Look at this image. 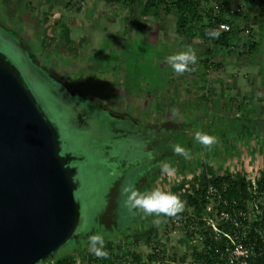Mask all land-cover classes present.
Wrapping results in <instances>:
<instances>
[{"label": "rangeland", "instance_id": "374dc122", "mask_svg": "<svg viewBox=\"0 0 264 264\" xmlns=\"http://www.w3.org/2000/svg\"><path fill=\"white\" fill-rule=\"evenodd\" d=\"M147 1L151 0H134L133 3L128 0L123 5L116 3L102 8L104 5L101 3L105 0L100 4L90 0H0V51L19 70L25 86L58 128L61 139L67 143L64 151L83 157L75 176L78 187L74 196L80 206L78 231L86 236V240L81 241V248L72 235L50 258L38 264H50L55 258L67 255L71 264H107L110 261L114 264H193L197 262V254L207 249L208 244L201 232L208 229L216 237H225L229 243L234 240L232 234L222 227L212 201L206 208L207 217L202 222L201 231L193 225L186 229L171 224L165 216L162 222L153 226L154 214L146 216L126 206L124 189L129 186L141 191L159 187L170 192V188L184 179V191L180 189L175 193L182 205L179 211L194 219L195 212L188 206L186 198L193 191V186L201 184L200 175L244 178L250 185V199L246 200L243 212L250 223L249 228L244 226L243 235L251 231L253 221L262 223L264 192L258 190L257 184L264 180V167L249 161L241 163L249 156L250 144L255 149L262 144L261 137L230 132L231 128L243 123L233 120V112L241 110L242 113L244 108L239 104L241 101H236V106H233L235 101L232 103L229 99V87L223 89L215 102L209 103L208 97L219 92V88L208 91L204 65L198 67L202 75L199 73L195 81L191 75H185L187 89H181L184 87L180 79L168 81L167 77H156L155 71L160 70L164 60L161 56L166 50L161 47L163 52H159V42L155 37L152 39L148 31L147 37L131 32V17L127 15L128 19H125L124 14L125 11L137 16L152 15L155 10L144 11L149 7L146 6ZM218 6L215 0L210 5L200 2V14L208 13L207 7H210L214 10L211 12L213 16L219 11ZM246 7L240 0H231L225 17L232 23L221 24L225 28L219 25L216 31L220 33L232 28L235 36L249 31L246 34L250 37L248 41L254 42L256 30L251 23L264 16V6L253 5L256 9ZM85 8L88 22L81 24L73 15L78 24L68 25L64 36L57 34L62 28L56 22L62 23L76 12L80 15ZM66 14L69 15L66 17ZM170 14L161 11L160 15L163 19H173L174 15ZM109 15L113 17L111 22L106 21ZM59 17L64 18L58 21ZM160 34L155 32L158 40ZM65 38L66 51L63 50ZM235 41L240 43V38ZM198 42L193 52L201 57L206 44L201 40ZM82 53L85 55L84 64L93 62L94 70L101 68L106 73L101 74L100 84L97 83L99 77L92 78L93 73H90L92 87L98 84L95 91L87 92L83 82L77 85L75 80L80 74L77 70L70 75L79 64ZM70 54H73V59L68 57ZM99 54H104V58L100 56V59ZM194 62L197 64L196 60ZM59 63L69 65L63 70ZM240 77L243 79L242 73ZM123 82L127 86L136 85L140 97L120 98L112 85L117 87ZM176 82H181V86ZM242 82L243 85L246 83ZM165 83H169L170 90L163 94L161 90ZM200 88L204 94H199L200 98H192L193 92H202ZM153 89L156 95L149 94ZM195 107L197 111H194ZM161 110H164L162 114L159 113ZM204 110L209 113H202ZM207 115L210 116L208 124L202 120ZM197 133L210 136L211 143L200 142ZM167 145L174 149L179 145L187 157L176 153L172 158L155 161V152H162ZM240 147L243 154L238 151ZM165 161L171 169L166 175L161 173V164ZM195 222L199 223V220L195 219ZM118 227L126 237L120 241L113 239L110 244L108 241L117 235ZM254 232L263 237L264 227L258 224ZM96 233L103 238V245L98 247L106 254L97 255L88 250V236Z\"/></svg>", "mask_w": 264, "mask_h": 264}, {"label": "water", "instance_id": "95a60500", "mask_svg": "<svg viewBox=\"0 0 264 264\" xmlns=\"http://www.w3.org/2000/svg\"><path fill=\"white\" fill-rule=\"evenodd\" d=\"M0 51V264H38L74 234L75 157Z\"/></svg>", "mask_w": 264, "mask_h": 264}, {"label": "crops", "instance_id": "0c3cea01", "mask_svg": "<svg viewBox=\"0 0 264 264\" xmlns=\"http://www.w3.org/2000/svg\"><path fill=\"white\" fill-rule=\"evenodd\" d=\"M91 2L94 1V4L97 2V4H100V2L102 0H90ZM106 2L101 3L104 6L102 8H104L107 5L113 4L116 5V3H120V5H123L121 2H118L117 0H113V3L110 0H105ZM89 2V0H88ZM90 3H88V7H89ZM101 6V5H100ZM98 6V8L100 7ZM93 7H95V5H93ZM121 8H124L123 6H120ZM254 9H256V7H252ZM251 9V7H250ZM83 13L82 14H77V12L75 14H70L71 17H66L67 19L63 20V18L59 17L58 21L63 20V22L58 23L56 22V25H59L62 29L61 32L58 31L57 34H63L66 35L67 34V29H68V25H73V24H78L74 19H73V15L75 16V18H77V21L79 23H84V22H88V18L85 17L84 13L85 10H87V8L83 9ZM126 13V17L127 15H129V17H131L130 20V31L133 32L134 34H140L145 37L146 36V32H149V35L151 36V38L153 39L154 37L157 39V41L160 44V50L159 52H163L161 51L163 48L166 50V53L161 56L164 58L162 65L160 66V70L155 71V75L158 78L159 76H161L162 78L167 77L168 81H172L173 79L176 81H180L182 80V87L181 89H187V85H186V76L185 75H191V77H193L194 81L195 78H197L198 74L201 73V71L198 69V67H200V65L202 64L200 61L208 58L212 63L214 64H218L217 66L211 67L210 69L207 68L206 70H204V75L206 74V78L208 80L207 82V86H208V91L210 90H214V89H218L219 88V92L214 93L213 95H211V97H208V101L209 103H213L216 101L217 97L220 95L221 97V93H223V89L226 87L229 90V95H230V100L235 101V103H233V106H236V101H241L239 102L240 105H242L241 107H243V112L241 113V110L239 111H232L234 113V121H240L243 123H240L239 125H237V127H233L230 129L231 133L234 132H241L244 135H251L254 134L255 136H259L262 139V144H259L256 149L255 146H253L252 144H250V149H249V156L247 158L244 159L243 162H241L242 164H245L246 161L249 163H255L258 166H262L264 167V16L260 17L259 20H255L253 21L254 23H251V26L254 25V28L256 30L255 32V39H254V43H255V49L251 52V53H247L246 49H242V45H247L248 44V37H247V33L248 32H242L235 35H230V43L232 45H234L235 50L231 51V52H227V51H223L222 47H218V46H214L211 45L205 41H203L198 35L191 37L188 36V34L185 33H181L178 31L177 29V21H176V17L175 15L173 16L172 13L170 14V16H173V19H163L161 18V11L159 14L154 15V13L152 15L147 14H139L138 16L135 15L133 12H125ZM137 16V17H136ZM145 16L149 17L146 18ZM141 17V18H140ZM134 20H133V19ZM263 18V19H262ZM90 20H92V17L90 18ZM104 20H106V18H104ZM113 21V17H111L110 15L107 16V20L106 21ZM140 22V24H139ZM239 26L241 27V24H239ZM239 29V28H238ZM239 30L236 29V33H238ZM107 30L104 29V33H106ZM155 32H159L161 33L159 36V40L157 38V36L155 35ZM56 33H53L54 36ZM59 34V35H60ZM253 34V33H252ZM198 36V37H197ZM254 36V35H253ZM239 37L240 38V43H234L236 42L235 39ZM65 40H67L66 38L64 39V46H63V50L66 51L67 49V44L65 42ZM70 40V39H68ZM199 40L202 41V44H206L202 50L201 53V57L199 54H197L196 57V62H194V66H193V62L192 63H188L186 66V70L183 72H175L171 66V63L168 60V57L174 55V54H178L181 52H186V50H191L193 52L194 46L195 44H199L200 42H198ZM172 41H174V43H171ZM197 41V42H196ZM157 42V43H158ZM204 42V43H203ZM172 44H174L172 46ZM62 45V44H61ZM66 45V46H65ZM158 46V45H157ZM162 47V49H161ZM209 50L210 51V55H206L205 51ZM165 52V51H164ZM194 53V52H193ZM205 54V55H203ZM73 54H70L68 57H73ZM75 55V54H74ZM104 56V54H102ZM101 54L98 55V57L101 58L103 57ZM199 55V57H198ZM97 57V58H98ZM100 58V59H101ZM104 58V57H103ZM73 59V58H72ZM84 59H85V55L82 53L81 55H79V64H77L75 66V69L71 72L70 75H73L77 72H79L80 74H78V79H76L75 81H77V85H81V83L83 82V87L84 89L87 90V92L95 91L98 87V84H100L99 80L101 79V74H106L105 71L101 70V68H99L98 70L95 69L94 70V63L92 62L90 65H87L86 63L84 64ZM73 62V60H72ZM69 63V61H68ZM63 70H65L66 66L64 63H59ZM76 64V63H75ZM113 65V63H112ZM229 66V68H228ZM242 66V68H241ZM233 67V68H232ZM114 70V68H112ZM77 70V72H76ZM229 70V71H227ZM125 72V71H124ZM196 72V74H195ZM90 73L93 75L92 78H98L97 81V86L95 85V87L93 86V82L90 81L89 75ZM110 70H108L107 74L109 75ZM242 73V77L243 79L240 77V74ZM69 74V73H68ZM80 75V76H79ZM159 75V76H158ZM196 75V76H195ZM86 76V77H85ZM153 79H155L154 77H152ZM150 78V79H152ZM241 78L244 82H246L244 85L242 84V80L239 79ZM84 79V80H83ZM180 79V80H179ZM242 83H241V82ZM91 82V83H90ZM181 82H179V84L176 82V85L179 87L181 86L180 84ZM135 84V83H134ZM90 85V86H89ZM132 85V84H131ZM125 85V83H121L120 85H118L117 87H114L112 85L113 90H117L119 92V97L123 98H133L135 99L136 97H140V90H136V88H138L136 85ZM148 86L150 85V83L147 84ZM193 85V82H192ZM104 86V85H103ZM153 86V85H151ZM170 85L169 83H165V87L161 90L162 93L164 94L165 91L166 93L168 92ZM82 89V90H84ZM95 89V90H94ZM129 89V90H127ZM199 88H196L195 90H197ZM203 92V88H200ZM81 90V91H82ZM194 90V89H192ZM152 92H149V94H153L156 95V91L155 89L152 90ZM83 92V91H82ZM196 92V93H195ZM193 92V97L192 98H200L199 94H204V92L202 93H197V91ZM182 95V94H181ZM219 98V97H218ZM224 99V96H223ZM215 100V101H214ZM222 104H224L225 102L221 99ZM199 104V103H197ZM193 105V104H192ZM213 105V104H211ZM196 108V107H195ZM204 108V107H203ZM206 109V108H205ZM199 110V109H198ZM208 110V109H207ZM164 110H161L159 113L162 114ZM194 111H197V108L194 109ZM201 111V110H199ZM208 112L206 110H204L202 113ZM231 112V113H232ZM209 113V112H208ZM243 116H245V119H243ZM236 117H238L239 119H237ZM210 116L207 115L206 117H204L203 123L206 122V124H208V121ZM212 121V120H211ZM233 121V122H234ZM184 122V121H183ZM212 124V123H211ZM208 130H210V126L207 125ZM184 132V131H183ZM261 148H263L261 150ZM238 151H241V147L240 150L238 149ZM243 152V150H242ZM242 152H240L241 154H243ZM167 162V161H165ZM168 163V162H167ZM169 164V163H168ZM204 167V166H203ZM208 167V166H207Z\"/></svg>", "mask_w": 264, "mask_h": 264}, {"label": "trees", "instance_id": "16d2710c", "mask_svg": "<svg viewBox=\"0 0 264 264\" xmlns=\"http://www.w3.org/2000/svg\"><path fill=\"white\" fill-rule=\"evenodd\" d=\"M117 1H121V3H123L128 0ZM133 1L134 0H130V3H133ZM213 1L214 0H155L153 2L151 0L150 2H146V6L149 7H147L144 11L148 12L147 10L151 8L155 10L153 11L154 15L159 14L160 11H163L164 14L172 13L176 17L177 29L179 32H186L188 36L191 37L198 35L203 41L214 46L222 47L227 52H231L235 50L234 45L230 43L232 28L220 32L219 35L214 38L205 35L206 29L216 30L221 24L232 23L225 17V14L229 13V10L226 9L228 8L229 3H231V0H215L219 4L217 7L219 11H217V13L213 16H211V12L213 13L214 10L210 7H207L208 13L204 15L200 14L199 3L203 2L207 5H210ZM240 2L242 6H247L249 9L250 7L252 8L253 5H258L260 7L264 6V0H240ZM244 48L246 49L247 53H251L255 49V43L248 42L247 45H242V49ZM205 54L210 55V51L206 50ZM200 62L202 63L201 65L206 67V69H210L211 67L218 65L212 63L208 58H205ZM155 153L156 161L163 158H172L177 152L174 148H171L170 145H167L164 149H162V152L157 151ZM200 177L201 184L197 187L193 186V191L188 194L186 198L188 206L193 209L196 217L193 219V217H187L185 212L177 211L171 216L162 215L158 223L162 222L166 217V220H169L171 224L175 225V222H180L181 227L183 226L186 229L193 225L198 231H201V227L204 224L202 222L205 220L204 218L207 217L206 208L210 205L211 201L215 204L214 208L216 209L217 217L219 216V212L221 210H225L229 214H233L236 210H245L246 200L250 199L248 188L250 185L244 178L231 177L228 175L212 177L204 174L200 175ZM185 183L186 181L183 179L177 183L175 187L170 188V192L176 193L180 189H183L184 191ZM209 185H213L219 190V194L222 198L221 201H217L207 194V187ZM257 185L258 190L264 192V180L258 181ZM223 187L224 190H222ZM223 200H225L227 204H224ZM231 201L235 202V206L231 205ZM195 219L199 220V223L195 222ZM261 219L262 223H259V221L257 222L256 220L251 223L252 229L247 233L246 236L243 235V229L244 226L248 227L250 223L248 217L241 219V226L239 227H236L229 222L222 221V227H225L233 237L237 236L240 243L244 247L250 249L251 255L245 260V264H264V236L260 237L254 232L258 224H261L264 227V212L261 216ZM158 223L155 222V220H152L153 226ZM78 225L73 235L77 239L78 243H80V247L82 248L83 243L81 241L86 240V236L82 235V233L78 231ZM149 231H151V229H149ZM201 233L204 234V242L208 245H206L207 249H204L197 254L195 259L197 262H200L201 264H233L228 260L227 257H222L225 248H232V244L229 243L225 237H216V234L213 231H209L208 229ZM125 237L126 234L124 231L118 227L117 235L111 237L108 242L111 244V240L114 239L120 241L121 238ZM71 262L72 261L69 255H67L55 258L50 264H71ZM107 264H114V261H110Z\"/></svg>", "mask_w": 264, "mask_h": 264}, {"label": "clouds", "instance_id": "9594fccd", "mask_svg": "<svg viewBox=\"0 0 264 264\" xmlns=\"http://www.w3.org/2000/svg\"><path fill=\"white\" fill-rule=\"evenodd\" d=\"M205 35L214 38L219 33L215 29H206ZM195 59V54L191 50L168 57L173 70L177 73L185 71L187 64L194 62ZM197 139L204 144H209L212 138L207 134L197 133ZM175 151L187 157V153L180 147H175ZM170 170V165L167 162L161 164L162 174L166 175ZM124 192L126 194L125 204L130 210L140 211L146 216L154 214V219L157 223L159 222L160 214L171 216L182 207L175 193L163 191L159 187L141 191L134 186H129L124 189ZM98 245H103V238L100 234L96 233L88 236V250L97 255L106 254L101 252V247H98Z\"/></svg>", "mask_w": 264, "mask_h": 264}, {"label": "built area", "instance_id": "2783aa9c", "mask_svg": "<svg viewBox=\"0 0 264 264\" xmlns=\"http://www.w3.org/2000/svg\"><path fill=\"white\" fill-rule=\"evenodd\" d=\"M221 28H225V25H220ZM224 190V187L222 188ZM207 194L211 196L213 199L217 201H221V195L219 194V190L213 186L209 185L207 187ZM224 204H227L225 200H223ZM231 205L235 206V202L231 201ZM218 218L223 222H229L236 227L241 226V219H245V213L242 210H236L233 214H229L225 210H221L219 212ZM178 226L181 225L180 222H175ZM219 232V231H218ZM232 248H225L224 254L222 257H227L228 260L233 264H245V260L251 255V251L249 248L244 247L237 236L234 237V240H231ZM193 264H201L200 262H196Z\"/></svg>", "mask_w": 264, "mask_h": 264}, {"label": "flooded vegetation", "instance_id": "af4514ba", "mask_svg": "<svg viewBox=\"0 0 264 264\" xmlns=\"http://www.w3.org/2000/svg\"><path fill=\"white\" fill-rule=\"evenodd\" d=\"M71 154L75 157V161L72 164L78 169V164L83 162V157L79 154H74L73 152Z\"/></svg>", "mask_w": 264, "mask_h": 264}]
</instances>
